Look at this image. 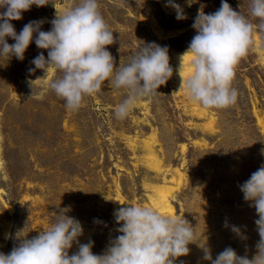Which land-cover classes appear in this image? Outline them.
Instances as JSON below:
<instances>
[{
	"label": "rangeland",
	"instance_id": "obj_1",
	"mask_svg": "<svg viewBox=\"0 0 264 264\" xmlns=\"http://www.w3.org/2000/svg\"><path fill=\"white\" fill-rule=\"evenodd\" d=\"M48 2L12 21L17 34L25 24L39 20L44 21L42 30L50 31L57 6L66 10L78 0ZM98 2L117 40L107 49L117 66L128 64L143 43L155 42L168 47L173 76L158 89L161 95L142 99L125 119H118L115 108L125 99L126 89L105 82L73 112L46 90L43 71L32 64L41 51L47 58L46 50L33 42L23 60L0 56V252L8 254L18 243V231L24 229L21 237L28 234L30 239L47 229L57 212L70 208L67 215L84 229L80 242L91 239L93 253L100 255L119 235L115 210L121 204L152 207L158 188L169 192L176 186L172 179L181 174L183 184L170 200L176 215L195 227L196 235L189 254L175 264H209L203 259L206 246L213 259L227 247L253 258L258 217L239 185L264 164V62L254 41L257 34L264 54V31L255 30L252 48L235 68L237 102L225 109L201 106L207 114L199 117L180 88L183 69L179 72L174 54L188 48L198 12H215L221 0H174L183 8L184 20L167 9L168 0ZM227 3L253 24L260 23L250 15L251 0ZM7 42L14 43L11 38ZM49 71V80L60 75ZM210 116L214 119L209 123ZM152 134L163 173L148 165L145 145ZM225 222L239 227L245 238ZM75 251L73 245L70 255Z\"/></svg>",
	"mask_w": 264,
	"mask_h": 264
},
{
	"label": "clouds",
	"instance_id": "obj_2",
	"mask_svg": "<svg viewBox=\"0 0 264 264\" xmlns=\"http://www.w3.org/2000/svg\"><path fill=\"white\" fill-rule=\"evenodd\" d=\"M49 5L48 0H0V56L23 60L30 44L35 42L43 51L32 61L35 69L43 71L47 91L53 92L73 112L84 104L85 98L101 91L105 82L127 95L115 108V116L125 119L142 99L161 95L158 89L173 76L169 49L155 42L143 43L128 64H116L108 46L117 42L105 21L98 0H78L63 12L56 11L51 30L43 31V20L30 21L17 34L12 21L32 6ZM168 7L176 11V19H187L181 6L168 0ZM250 15L260 23L253 24L240 11H235L227 0L213 13L201 9L192 27L196 34L188 48L180 55V69L187 62L186 78L181 87L190 101L208 109L233 106L238 91L233 87L235 68L253 46L256 29L264 31V0H251ZM7 38L14 43L9 44ZM35 69H29L30 72ZM60 75L48 79V70ZM32 84V82H31ZM264 155V148L260 150ZM244 200L255 209L259 241L257 254L249 259L241 257L231 247L213 259L211 250L203 248V259L209 264H264V164L249 179L239 185ZM114 217L119 235L112 239L100 254H94V242L81 243L84 235L81 222L67 215L70 208L61 209L56 219L38 235L15 239L18 243L8 254L0 252V264H175L176 259L189 254L195 238V227L179 214L165 215L153 207L141 204H121ZM95 223H102L95 220ZM237 236L241 229L229 226ZM76 246L77 251L70 255Z\"/></svg>",
	"mask_w": 264,
	"mask_h": 264
},
{
	"label": "bare ground",
	"instance_id": "obj_3",
	"mask_svg": "<svg viewBox=\"0 0 264 264\" xmlns=\"http://www.w3.org/2000/svg\"><path fill=\"white\" fill-rule=\"evenodd\" d=\"M167 9L169 11H171L172 13H176V11L173 8H171V7L167 6ZM56 11L63 12L64 11L63 6H61V5L57 6ZM55 14H56V12H55ZM254 41H255V49L261 55V57L263 59L262 62H264V54H263V50L261 49V46H262L263 42H262V40L260 39V37L257 34L254 37ZM185 51L186 50L174 54L175 60L177 61V63H179V65H180V59H179L180 55L182 53H184ZM182 69H183V71H181L179 76H180V78L181 77L182 78H186L187 72H188L187 62H185V64L182 66ZM52 71L53 70L50 69L49 72L52 73ZM191 103H193V102L191 101ZM193 104H194V112L197 114V116L206 117L207 113L205 112L204 108H202L201 105H199L197 103H193ZM213 119H214L213 116H210L209 123ZM210 125H212V124H210ZM150 137H151V140L147 141L146 145H145L146 146V150H147V154H148V165H149V168H151L153 171H156L158 173H163L164 170L162 168L161 160L159 159V157L156 154V151L154 149L155 134H152ZM182 150H184V148ZM182 180H183V176L181 174H179L178 178H176V179L173 178L172 181L176 184V186L172 187L169 192H167L168 188H166V187H162L161 186L160 188H158L159 189V194L157 195L156 198L152 199V207L157 209L158 211H160L162 214L175 216L176 212H175V209H174V207H173V205L171 203L170 194L174 190L178 189L183 184Z\"/></svg>",
	"mask_w": 264,
	"mask_h": 264
}]
</instances>
